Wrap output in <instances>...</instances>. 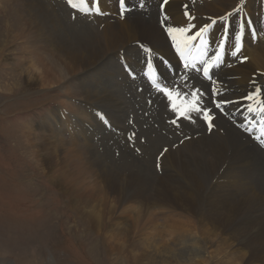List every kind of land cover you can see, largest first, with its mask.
Returning <instances> with one entry per match:
<instances>
[{
  "label": "bare ground",
  "instance_id": "6f19581e",
  "mask_svg": "<svg viewBox=\"0 0 264 264\" xmlns=\"http://www.w3.org/2000/svg\"><path fill=\"white\" fill-rule=\"evenodd\" d=\"M135 2L143 7L125 13L122 18L114 0H101L100 7L105 14L71 16L68 37L60 30L56 11L47 13L42 7L43 17L39 27L45 31L46 43L49 42L50 48L56 47L55 52L59 55L52 59L53 54L50 53L47 59L46 54L44 61L39 47L34 48L41 67L36 70L38 74L41 70L46 82L41 81L45 86L63 83L62 91L71 99L69 104L60 103V110L54 113L57 125L52 118H47L44 145L41 147L45 152L42 161L46 168L51 167V158H58L64 162L63 165L69 164L70 173L67 172L68 177H64L69 184L63 179L61 192L66 194L69 203L90 226L120 235L127 230L124 227L129 215L125 214H130L128 211L132 210L136 211L133 228L141 230L136 234L142 236L144 228L154 226L161 227L165 234H174L177 240L186 238L184 243L179 242L184 247L177 250L178 255L175 251L173 254L169 252L170 248L162 243V251L151 255L147 253L144 241L139 240L141 237H134L131 249L129 247L131 260L128 264H206L204 249L211 245L215 246L212 247L213 258L210 260L220 257L215 264H264V153L250 152L247 146L250 138L246 135L249 132L241 126L248 124L245 118L250 116L246 110L249 102L242 97L253 90V81L264 89V3L261 0H245L244 11L240 14L254 21L253 27L258 33L256 41L245 44L243 52L247 60L240 62L230 52H225L224 63L213 70L214 78L222 85V94L239 102V106L225 105L221 114L227 119L220 118L215 112L212 128L215 131H210L208 135L178 139V145L171 147L158 144L155 153L161 156L157 170H153L148 168L150 163L144 166H148L147 169L138 164L142 160L133 154L132 139L127 138L123 144L125 147L117 151L119 156L127 158L131 153V162H122L119 166L115 165L117 160L113 157L110 158L112 163H107L110 155L105 158V154L100 153L96 139L102 126L112 127L114 131H127L120 122L127 103L120 95L121 89L132 83L128 76L141 71L144 66L140 63L141 43L153 48L180 70L176 55L169 48L170 41L166 40L160 20L155 15L157 12L160 16L166 14L169 23L175 24L186 20L184 12L188 11L195 18L193 22L202 25L210 23V18L216 19L232 11L239 6L240 0H169L161 11L158 10L159 0ZM238 19L239 16H234L230 20L233 29ZM84 21L90 23V29L86 24L77 26V22ZM219 30L218 22L210 36L218 35ZM144 55L146 57V53ZM121 66H127L128 75L121 71ZM144 68L145 72L147 68ZM167 72L164 66L158 68V73L165 78ZM29 84V87L35 88V82ZM98 114H103L108 123L99 119ZM144 129L147 130L145 126ZM92 186L100 189L99 195L90 192ZM155 209H159L157 213ZM113 213L114 217L111 216ZM192 232L198 243L196 238H192Z\"/></svg>",
  "mask_w": 264,
  "mask_h": 264
},
{
  "label": "rangeland",
  "instance_id": "374dc122",
  "mask_svg": "<svg viewBox=\"0 0 264 264\" xmlns=\"http://www.w3.org/2000/svg\"><path fill=\"white\" fill-rule=\"evenodd\" d=\"M60 1L0 0V264H128L131 260V254H129L132 247L131 240L134 237H141L139 240L144 241L147 253L151 255H158L164 248L163 245L170 248L169 252L173 254L175 251V254L178 255L177 250L180 251L179 249L184 247L182 244L186 238L177 240L173 237L174 234H170V236L168 232L166 233L168 235H166L161 227L157 228L154 226L144 228L145 231L143 230L144 232L140 236L141 230L138 231V227L133 228V218L136 216V211L130 210L128 211L130 214H125V216L129 215L128 218L126 217L127 225H124V229L127 230L124 233L121 232L120 235H114L103 228L96 229L90 226L86 218L77 213L72 207L68 197H65L66 194L62 193L63 191L60 189L61 181L66 180L67 178L64 179V177H68L66 174L70 173L71 168H68L69 164L63 165L64 162H60L58 158H51L53 162H50L52 164L49 169L46 168L47 166L42 161L45 152H43L41 147L44 145L42 142L43 135H46L45 124H47V118H52L53 123L57 125L58 121L54 113L60 110V103H70L71 100L68 94L62 91L61 86L63 83L50 84L51 86L43 85L44 76H42L41 70L40 74L36 70L37 68H41L37 63V58L39 57L34 53V48L39 47L42 60H44L46 54H48L47 59L52 54V59H54L55 55H59V53L55 52L56 47L50 48L49 42L46 43L45 31L39 27L40 19L43 17L42 7L47 13L51 10L56 11L60 30L65 33V36H69V20L71 16L76 14H72L67 9L68 6ZM261 1L264 3V0ZM64 7L67 8L65 9ZM157 13L159 14V12ZM84 22H77V26L82 27L86 24L85 26L90 29V23L88 21ZM143 58L144 55L142 54ZM34 75L35 77H33ZM30 82L33 84L35 82L34 89L29 87ZM36 82L39 83L36 85ZM127 82L124 81V83ZM132 82L137 86V91H142V95L146 92L143 75L141 76L139 73ZM136 86L132 85V83H127L126 87L121 89L120 96L127 103V110L125 108L126 112L123 113L125 116L123 115L120 122L129 126L139 120L137 124H134L135 126L138 125L137 127H140L141 131L136 129L139 133L134 132L133 134L137 133L138 135L134 140L140 138L142 141L139 143L133 141V136H131L132 144L134 145V147L132 145V151L134 152L132 153L139 160H142L138 164L143 169H147L149 166L148 168L153 170L156 168L155 170H157V162L159 160H155L154 153L155 149L157 150L158 148V144L159 146L165 145L171 147L178 142L180 137L176 139L177 133H173L174 137L165 138L167 136L163 129H161L160 134L159 131H153L155 129L148 121V118L152 114L147 117L145 116V113L152 109L153 103H151V107H148L147 103H144L143 107L139 106L140 104L137 100L138 94L134 90ZM157 98L155 96L152 100L157 102ZM135 99L137 102L134 101ZM133 105L136 107L133 108ZM158 105L160 106L159 103ZM158 105H156V108H158ZM147 107L148 109H146ZM132 108L133 111H130ZM140 109L144 113L140 112ZM157 111L155 114H158ZM135 115L137 116V120L133 121ZM52 116H54V119ZM220 118L227 119L225 116ZM159 120L152 117V122L159 124ZM144 126L147 130L143 128ZM195 126L197 127L196 124ZM235 126L239 129L237 124ZM96 127L98 130V126ZM102 127V130H98L97 132L96 142L98 150L103 155L105 154V158L110 155L108 160L106 159L107 163H112L110 158L113 157L115 161L117 160L115 165L119 166L122 162L130 164L132 159L130 157L131 153L129 154L131 159L129 157L128 159L125 156H119V152H117L125 145L126 139L130 137L126 136L119 139L117 136L119 130H116V132L112 127ZM185 128L189 131L190 128L191 130L194 129L192 125L185 126ZM126 129L128 130V128ZM213 130L211 129L210 131ZM199 132L208 135L205 131ZM141 133L147 134L145 136L142 134V136ZM185 135L187 134L183 136ZM117 139L119 140L116 142ZM106 142L108 143L106 144ZM120 144L122 145L120 146ZM247 144L251 153L258 151L264 153V150L252 142V140H249ZM145 146H148V148H145ZM136 150L140 152H136ZM60 155L66 157L64 153ZM120 157L124 160L120 159ZM146 164L149 165L144 167ZM65 168L69 170L66 171ZM68 182L66 180L65 183ZM64 186L66 185L64 184ZM99 190L97 187L92 186L90 192L92 194L96 192L99 195ZM100 203H102L101 198ZM101 207L100 204V209ZM155 210L157 213L159 209ZM113 215L114 213L111 216ZM116 220L118 219L116 218ZM158 222L161 223V220H158ZM137 231L139 232L138 234H136ZM193 233L191 234L193 237L190 236L196 238L195 233ZM195 240L198 243V238ZM179 242L183 243L179 244ZM214 246L211 245L204 249L207 255L206 262L204 261V263L215 264L219 260L220 257L210 260L213 258L211 250Z\"/></svg>",
  "mask_w": 264,
  "mask_h": 264
},
{
  "label": "snow or ice",
  "instance_id": "6c2138e0",
  "mask_svg": "<svg viewBox=\"0 0 264 264\" xmlns=\"http://www.w3.org/2000/svg\"><path fill=\"white\" fill-rule=\"evenodd\" d=\"M101 0H67V4L74 10H78L85 15H103L100 7ZM127 0H119L120 14L124 17ZM169 0H162L161 9L164 10ZM245 0H240L239 6L232 11L220 15L216 19L210 18V23L198 25L194 23V17L188 11L184 12L186 20L182 22L169 23V17L165 14L160 21L165 38L170 41L169 48L174 50V54L179 57V63L183 64L184 75L175 78H165L162 73H158L160 66L166 67L169 71L173 65L163 55L153 48L145 47L142 43L140 47L146 53V68L144 75L148 77L155 91L161 94L165 100V107L170 109L175 118L170 123L179 127L178 120L195 123L196 119H201L207 123L209 130L214 127L213 110L225 111V105L234 104L239 106V102L233 101L230 97L222 94V85L214 78L213 70L219 68L224 63L225 52H230L232 57L244 62L247 57L243 49L246 43L257 40V30L253 27L254 21L248 16H241L244 11ZM143 7V5H141ZM187 8V6L185 5ZM234 16H239L236 28L233 29L230 20ZM220 23L219 34L210 36L213 26ZM214 45V47L210 46ZM197 55H194L193 53ZM214 53L209 55V53ZM155 61V63H154ZM231 65H229L230 67ZM127 67V66H126ZM131 71V70H130ZM193 73L195 75H188ZM202 77L200 86L189 84L190 79ZM166 79L170 82H166ZM253 90L242 97L248 101L246 106L250 114L245 119L247 125H241L246 132L252 133L253 128L259 125L261 134L255 137L261 147H264V89L257 86L255 81ZM98 118L108 123L103 114H98ZM131 139V137H130ZM167 151V150H165ZM159 166V165H158Z\"/></svg>",
  "mask_w": 264,
  "mask_h": 264
}]
</instances>
